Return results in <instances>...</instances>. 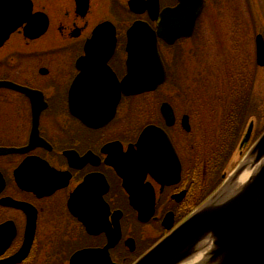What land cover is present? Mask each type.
<instances>
[{
	"label": "flooded vegetation",
	"instance_id": "obj_1",
	"mask_svg": "<svg viewBox=\"0 0 264 264\" xmlns=\"http://www.w3.org/2000/svg\"><path fill=\"white\" fill-rule=\"evenodd\" d=\"M18 1L23 12L29 5V13L0 43V264H70L75 254H79L77 264H104L94 253L104 248L112 264H131L162 238L168 214L175 225L191 212L202 195L199 184L208 182L209 145L194 143L191 157L187 162L182 158L181 130L191 131V100L183 101L188 109L179 116V84L173 81L179 75L178 60H167L168 55L176 56L177 44L191 37L171 45L158 40L165 80L154 90L120 93L113 114L105 121L93 115L89 122L75 113L95 111L97 101L91 103L96 95L111 100L129 72L126 31L136 21L156 28L161 10L175 6L176 1L158 0L155 20L145 9L132 10L131 0ZM14 11L12 5L4 18L0 3V39L10 22H18ZM100 26L103 39L90 42ZM111 27L116 41L110 53ZM25 31L38 35L29 37ZM224 69L230 79L237 78L238 72L252 78L244 62L237 74L227 63ZM162 89L170 92L171 100L157 106L158 121L144 124L131 135V100L162 93ZM71 94L74 106L69 102ZM86 97H91L89 103ZM166 103L172 112L169 123ZM148 126L162 131L167 140L144 137L139 150V136ZM137 150L138 154L131 153ZM174 155L181 164L180 179L174 174ZM85 223H91L92 229ZM131 224L138 225L137 236L125 229ZM152 224L162 234L142 249L144 227ZM116 227L119 239L110 246Z\"/></svg>",
	"mask_w": 264,
	"mask_h": 264
},
{
	"label": "water",
	"instance_id": "obj_2",
	"mask_svg": "<svg viewBox=\"0 0 264 264\" xmlns=\"http://www.w3.org/2000/svg\"><path fill=\"white\" fill-rule=\"evenodd\" d=\"M0 3L4 18H8L11 6L14 5L16 10L14 12L19 17V24L23 15L29 13V11H22L23 5L18 0H0ZM130 5L132 10H138V8L150 10L158 7L157 0H132ZM202 6L203 0H179L175 7L164 8L156 31H153L144 22H135L127 31L126 49L129 72L120 82L119 90L112 94L111 100L108 101L99 98L101 95H96V99L91 103L94 105L97 101L95 111L85 109L86 111L75 114L82 119L88 118L89 122L93 121L91 118L93 115L96 116L95 120L105 121L113 114L120 93L136 94L155 89L158 84L164 81L165 77L156 47L157 36L162 37L168 43H172L178 37L190 36ZM28 9H30L29 5ZM12 30L13 26H9L0 41L4 40ZM104 33L103 27L100 26L93 32L90 42L101 41ZM26 35L34 37L28 31H26ZM107 42L111 51L115 42L113 30L110 32ZM256 62L260 66L264 65V43L260 35L256 37ZM74 85L76 86V83ZM86 98L89 103L91 97ZM74 101L72 100L73 104L70 103L72 106H74ZM103 103H107V105L102 107ZM163 108L166 110L165 117L169 123V115L172 116V112L168 104H163ZM250 130L251 125L248 127L245 138L248 137ZM144 137L167 140L162 131L154 126H148L140 135L138 149ZM139 150L131 151V153L138 154ZM174 157L177 161L174 171L177 178L179 177V163L175 155ZM248 158L251 159L248 164H239L211 198L134 264H181L195 253L201 242L207 239H209L211 247L204 260L206 262H203L205 264H264V133L253 144ZM247 168L256 170L246 180L234 187L235 181ZM101 208L108 213L107 207L102 205ZM138 211L139 217H141V212ZM168 217L169 223H165V218L163 225L170 228L173 224V216L168 214ZM85 226L92 229L91 223H85ZM115 229L114 238L110 239V246H113L119 239L117 227ZM94 253L104 260V264H112L106 248L96 250ZM78 260L79 254H75L72 256L70 264H77Z\"/></svg>",
	"mask_w": 264,
	"mask_h": 264
},
{
	"label": "rangeland",
	"instance_id": "obj_3",
	"mask_svg": "<svg viewBox=\"0 0 264 264\" xmlns=\"http://www.w3.org/2000/svg\"><path fill=\"white\" fill-rule=\"evenodd\" d=\"M198 22V33L189 42L187 40V42L176 45L177 48H174L176 56L172 58L168 55L167 57L168 61L178 60L179 75H175L173 81L179 84V98L176 103L179 107L177 111L179 116L186 113L184 109H188L183 101L187 97L191 100L188 103L192 108L190 134L181 130L184 133L181 141L185 144L184 147L180 144V151L186 162L193 153L194 143L204 147L209 140H199L194 137L196 135H207L208 137V134L212 133L210 126L215 123L214 117H217L216 106L226 107L227 112H232L230 101L237 94L240 95L238 90H243V80L237 70L241 62L247 64L252 74V79H247L249 82L245 84L254 88L252 105L256 107L255 116L264 122V67H258L255 63L254 46L256 33H261L264 37V0H207V6ZM177 50L179 51L178 56ZM226 63L234 70L233 73L238 72L237 79L236 75L234 79L226 76L224 72ZM170 83L172 82H168ZM166 89H170V86H166ZM169 93L162 89V93L137 96L131 100V135H134L144 124L158 121L155 110L164 99L171 100ZM213 132L215 134L214 127ZM173 136L181 143L176 138V133L173 132ZM240 159L237 151L232 162L238 163ZM156 226L157 224H152L144 227L142 249L154 243L161 236L162 230H158ZM125 229L134 236H137L140 231L136 224L126 226ZM149 233L151 234L148 235ZM135 239L138 244V239L136 237ZM185 264L193 263L189 261Z\"/></svg>",
	"mask_w": 264,
	"mask_h": 264
},
{
	"label": "trees",
	"instance_id": "obj_4",
	"mask_svg": "<svg viewBox=\"0 0 264 264\" xmlns=\"http://www.w3.org/2000/svg\"><path fill=\"white\" fill-rule=\"evenodd\" d=\"M253 87L243 86L244 93L237 94L236 97L231 99L230 106H232V112H227L230 121L229 127L222 128L218 142L220 144V150L217 155L211 160V167L209 170L210 187L209 191H205V187L199 184V188L203 192L201 198L197 202H202L207 196H209L221 182V174L228 170L229 157L235 147L236 140L238 139L239 132L244 129L246 121V115L249 114V110L255 112V106L252 105V94L254 93ZM226 130L232 132L226 133ZM194 193L196 194L195 190Z\"/></svg>",
	"mask_w": 264,
	"mask_h": 264
},
{
	"label": "bare ground",
	"instance_id": "obj_5",
	"mask_svg": "<svg viewBox=\"0 0 264 264\" xmlns=\"http://www.w3.org/2000/svg\"><path fill=\"white\" fill-rule=\"evenodd\" d=\"M251 161V159H247L244 164H248ZM249 169H247L245 172H243V174L239 177V179H237L234 183V187L237 186L240 182L244 181L246 179V177L248 176V174L250 175L251 172H249ZM253 174V173H252ZM211 245L209 239L205 240L204 242H201L200 245L198 246L199 249H203L204 251H201L198 253L197 256H195L194 258H203V255L207 253V251H210L209 246Z\"/></svg>",
	"mask_w": 264,
	"mask_h": 264
}]
</instances>
